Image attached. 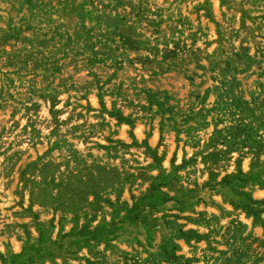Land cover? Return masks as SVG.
Segmentation results:
<instances>
[{
	"label": "rangeland",
	"instance_id": "rangeland-1",
	"mask_svg": "<svg viewBox=\"0 0 264 264\" xmlns=\"http://www.w3.org/2000/svg\"><path fill=\"white\" fill-rule=\"evenodd\" d=\"M0 264H264V0H0Z\"/></svg>",
	"mask_w": 264,
	"mask_h": 264
}]
</instances>
